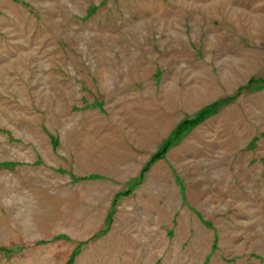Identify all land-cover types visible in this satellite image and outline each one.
I'll use <instances>...</instances> for the list:
<instances>
[{
  "label": "rangeland",
  "instance_id": "obj_1",
  "mask_svg": "<svg viewBox=\"0 0 264 264\" xmlns=\"http://www.w3.org/2000/svg\"><path fill=\"white\" fill-rule=\"evenodd\" d=\"M250 79L264 0H0V264H264Z\"/></svg>",
  "mask_w": 264,
  "mask_h": 264
},
{
  "label": "trees",
  "instance_id": "obj_2",
  "mask_svg": "<svg viewBox=\"0 0 264 264\" xmlns=\"http://www.w3.org/2000/svg\"><path fill=\"white\" fill-rule=\"evenodd\" d=\"M261 82L262 84H264V81L262 82V80L258 79V80H254V79H250L248 81V84L253 83V82ZM212 107H215L214 104H212L211 106L204 108L203 110H201L195 117L193 118H189V119H185L183 120L177 127V132H181L184 129H189L191 127H193L194 125H196L197 123H199L200 121H202L204 119V117L206 115H208L211 111H212ZM165 151V148H163L161 150V152H157L156 154H154L151 159H156L158 158L161 154H163V152ZM129 190V189H128ZM128 190L126 192H128Z\"/></svg>",
  "mask_w": 264,
  "mask_h": 264
}]
</instances>
